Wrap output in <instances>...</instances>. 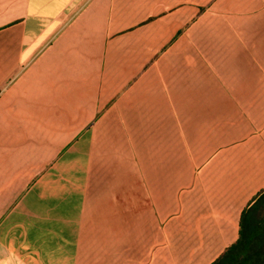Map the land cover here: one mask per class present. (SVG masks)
<instances>
[{
	"label": "crops",
	"instance_id": "0c3cea01",
	"mask_svg": "<svg viewBox=\"0 0 264 264\" xmlns=\"http://www.w3.org/2000/svg\"><path fill=\"white\" fill-rule=\"evenodd\" d=\"M264 190V0H0V264H212Z\"/></svg>",
	"mask_w": 264,
	"mask_h": 264
},
{
	"label": "trees",
	"instance_id": "16d2710c",
	"mask_svg": "<svg viewBox=\"0 0 264 264\" xmlns=\"http://www.w3.org/2000/svg\"><path fill=\"white\" fill-rule=\"evenodd\" d=\"M212 264H264V190L244 209L238 240Z\"/></svg>",
	"mask_w": 264,
	"mask_h": 264
}]
</instances>
